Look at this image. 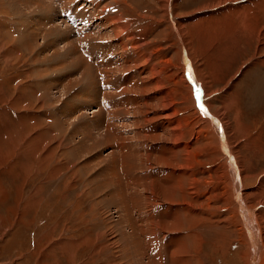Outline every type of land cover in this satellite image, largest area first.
Here are the masks:
<instances>
[{
	"label": "rangeland",
	"instance_id": "1",
	"mask_svg": "<svg viewBox=\"0 0 264 264\" xmlns=\"http://www.w3.org/2000/svg\"><path fill=\"white\" fill-rule=\"evenodd\" d=\"M21 1L0 0V264H151L154 249L160 264H173L171 257L178 259L175 264H264V0H177L176 17L165 13L168 0H114V9L144 44L140 61L131 51L130 68L122 65L124 54L108 25L103 28L105 15L94 14L90 5L107 7L112 0L85 6L41 0V9L20 6ZM85 12L92 23L78 28ZM66 20L69 29L60 26ZM173 22H182L188 47ZM83 29L89 38L114 44L109 52L101 47L93 52H102L105 62L122 66L119 75L130 77L125 82L111 75L114 80L105 83L115 108L96 102L95 85L91 96L84 95L91 82H83L82 69L74 65L75 49L86 63H98L79 45ZM185 49L197 66L195 84L187 79L194 73ZM151 67L161 74L162 95ZM100 78L96 72L95 81ZM99 108L104 122L114 123L134 144L125 148L124 166L114 156L122 155L120 143L114 138L106 143L102 134H109L108 126L95 124L92 112ZM143 115L153 122L145 125ZM215 123L229 134L235 166L242 171L241 204L233 198L228 166L233 161L220 148ZM137 129L148 131L145 140L135 137ZM152 136L160 140L155 148ZM167 169L182 180L174 195L161 190L167 185L154 177ZM144 218L159 221V227L168 220L169 229L152 234Z\"/></svg>",
	"mask_w": 264,
	"mask_h": 264
},
{
	"label": "bare ground",
	"instance_id": "2",
	"mask_svg": "<svg viewBox=\"0 0 264 264\" xmlns=\"http://www.w3.org/2000/svg\"><path fill=\"white\" fill-rule=\"evenodd\" d=\"M71 1V0H70ZM49 3H50V1H48ZM68 2V1H67ZM19 3V2H18ZM45 3V2H44ZM46 3H47V1H46ZM116 1H114V0H112L111 1V3L110 4H107L108 6L106 7V5L105 6H102V5H100L99 3H97V4H93V3H91L90 5H93V13L94 14H97L98 16H101V15H105V17H106V20L105 21H103L102 22V25H103V28H104V25H108V29L107 30H109V33H112V35L114 36V43H115V45H117V46H121V48H120V52L122 53V55L124 54V57L122 58L123 59V62L124 63H122V65L124 66H127V67H131L132 65H133V63L135 64V60H133L132 58L133 57H131L130 56V54H131V51L133 52V51H136L135 52V54L136 55H134V57L135 56H139V58L138 57H136V60H138V61H140V56H141V51H142V49H144V44H143V42L136 36V34H134L132 31H131V25H130V23L127 21V20H125L124 18H123V15L120 13L119 14V12L117 11L118 9H114V7H115V5H116ZM176 3H177V0H168V3L166 4V7H165V9H166V14L168 15L169 13H171L170 15L171 16H173V17H176V13H175V10L177 9V5H176ZM20 6H27V7H29V6H37V7H39L40 9L41 8H43V5H42V3H41V0H22L20 3ZM18 4V5H19ZM59 4V3H58ZM57 4V5H58ZM45 5V4H44ZM48 5V4H47ZM59 5H63V4H59ZM77 5V4H76ZM89 5V4H88ZM23 6V7H24ZM66 6V5H65ZM49 8V7H48ZM38 9V8H37ZM68 9V8H67ZM89 9V8H88ZM91 9V8H90ZM28 10V9H27ZM45 10V9H44ZM92 10V9H91ZM46 11H47V8H46ZM59 11V10H58ZM77 11V10H76ZM76 11H74L73 13L75 14V13H77ZM116 11L118 12V13H116ZM18 12V11H17ZM28 12V11H27ZM34 12H35V10H34ZM38 12H39V10H38ZM243 12V11H242ZM42 13H44V11H42ZM41 13V14H42ZM46 13V12H45ZM44 13V14H45ZM36 14H37V11H36ZM59 14H60V12H59ZM76 15H78V14H76ZM112 15V16H111ZM83 16L84 17H90V14H88V13H83ZM111 16V17H110ZM57 17V16H56ZM83 18V17H82ZM56 20V19H55ZM59 23H61L62 25H60V26H62V27H66L68 24L70 25V23L66 20V22L65 21H60ZM173 24H174V26H175V28H176V31H177V34L179 33L180 34V38H181V42H183V44H185V46L186 47H188L189 46V43H190V41H189V39H186V38H184L185 36H183L182 35V33H181V31H180V26L182 25V22L180 23V22H177V23H174L173 22ZM68 25V26H69ZM50 26V25H49ZM54 26H55V24H54ZM183 26V25H182ZM70 28V26L67 28V29H69ZM83 28V27H82ZM85 28V27H84ZM106 28V27H105ZM49 29V28H48ZM50 29H52V28H50ZM54 29V28H53ZM66 29V30H67ZM181 29H183V28H181ZM60 30H62V29H60ZM103 30V29H102ZM54 31V30H53ZM55 32H58V31H55ZM61 32V31H60ZM95 32V31H94ZM100 32H101V30H100ZM102 32H104V31H102ZM51 34H53L54 32H50ZM62 35H63V33H61ZM96 34V33H95ZM184 34V33H183ZM64 35H68V33H64ZM111 35V36H112ZM58 36V35H57ZM105 36V35H104ZM110 36V35H109ZM108 36V37H109ZM107 37V40H109V41H111V40H113L112 39V37ZM87 37L89 38V36L87 35ZM62 38V37H61ZM66 38V37H65ZM91 38H92V36H91ZM91 38H89V40L87 41V44H88V47H90L91 46V44H90V41L93 43V45H92V51L94 50V48H95V50L98 48V47H101V50L103 49L104 51L106 50V52H109V51H107V48H108V45H113L114 46V44L113 43H110V44H108L109 42H107L106 43V39H102V37H100V39L101 40H96V39H91ZM59 39V38H58ZM85 39H86V37H85ZM56 42V41H55ZM84 42V41H83ZM112 42V41H111ZM51 44H53V45H55V43H54V41H52L51 40ZM110 45V46H111ZM109 46V47H110ZM131 46V47H130ZM71 47V46H70ZM74 47V46H73ZM76 47V46H75ZM74 47V48H75ZM69 48V47H68ZM110 49V48H109ZM189 49V48H188ZM190 49H192V48H190ZM189 49V50H190ZM186 51H187V54L185 53V55H186V57H187V62H188V68L191 66V69L193 70V76L191 75V77L189 78L188 77V74H187V79L189 80V82H190V80L192 81L191 83H194L195 84V82H196V78L194 77V76H196V73H197V71H195L194 70V68H197V66L195 65V62H194V60L192 61L191 59V61H192V63H190L189 62V51L187 50V49H185ZM192 51H193V49H192ZM190 52V57L191 56H193V52ZM75 52H76V54H78V55H76V57L75 58H77V59H74L75 60V62H74V65L75 66H79L81 69H82V75H83V82H91V83H89V90H86L85 92H84V95L86 94L87 96H91L90 95V89L95 85V88L93 89L92 88V90L94 91V98H95V100H96V102L98 101V102H100L101 100H103V101H108V105L111 107V108H113L114 106L112 105V103H113V101L115 100L116 101V98H114L113 96L114 95H112V96H109L108 97V95H110V94H112L111 93V91H109V90H105L104 89V87L106 88V82H107V84H108V82H112L115 78L116 79H123L125 82H128L129 81V79H130V77H129V75L128 74H126V72L125 73H121L120 75L118 74V69H119V67H115V66H112L113 64H112V62L110 61V62H105L103 59H100V58H98V59H100V61H103V62H100L101 64L99 65V61H95V63H98V64H96V65H98L97 67H96V69H95V66L93 65V64H88V63H86L84 60H82L81 59V55L79 54V51H77L76 49H75ZM95 52V51H94ZM105 52V53H106ZM114 52V51H113ZM144 52V51H143ZM102 53V52H101ZM151 54H153V53H151ZM78 56V57H77ZM103 56V55H102ZM114 56V55H113ZM150 56V55H149ZM106 57H107V55H106ZM108 59H110V57L108 56L107 57ZM144 58V57H143ZM147 58H149V57H147ZM141 59H142V57H141ZM151 59H152V57H151ZM73 60V61H74ZM120 60V59H119ZM92 61V60H91ZM118 61V60H117ZM145 61H147L146 59H145ZM152 61V60H151ZM150 61V62H151ZM144 62V61H143ZM148 63H150L149 62V60L147 61ZM147 62H144V64H146ZM141 63V62H140ZM116 64V63H115ZM143 64V65H144ZM141 66H142V64H140ZM148 65H150V64H148ZM145 66V65H144ZM152 66V65H151ZM111 67V68H110ZM122 67V66H121ZM120 67V68H121ZM157 67V66H156ZM124 68V67H123ZM123 68L122 69H120L121 71L123 70ZM152 68V67H151ZM157 69V68H156ZM155 68H152L151 70H152V73L151 72H149V73H151L152 75H153V81L156 83V85L155 84H151V85H155V86H158V90H159V92H160V94L162 95V94H164L165 93V91H164V89L162 88V80H161V78H160V75H159V73H158V71L156 70ZM119 70V71H120ZM133 70V69H132ZM135 70V69H134ZM120 71V72H121ZM130 71H131V69H130ZM141 71V70H140ZM160 71V70H159ZM96 72L97 73H99L100 74V77H102V78H100V79H98L97 81H95V77H96ZM118 74V75H117ZM138 74H141V73H138ZM151 74H149L150 76H151ZM114 77V79L113 80H111L110 78L112 77V76ZM140 78H141V76H139ZM147 77H148V75H147ZM195 78V79H194ZM133 79V78H132ZM144 79H146L145 77H144ZM148 79H150L151 80V78H149L148 77ZM118 81V80H117ZM148 81V80H147ZM103 83V85L104 86H102L101 85V83ZM130 83V82H129ZM145 83V82H144ZM109 85V84H108ZM132 85V84H131ZM131 85H129V86H131ZM204 85V84H203ZM118 86H120V85H118ZM128 86V85H127ZM126 86V88H125V90L128 92V90H127V87ZM139 86V85H138ZM137 86V87H138ZM155 86H151V89H152V87L154 88ZM165 86V85H164ZM163 86V87H164ZM103 89H102V88ZM121 87V86H120ZM132 88H133V85H132ZM157 88V87H156ZM123 89V88H122ZM122 89H121V91H122ZM150 89V90H151ZM115 90V89H114ZM124 90V89H123ZM134 90V89H133ZM137 90V89H136ZM92 91V92H93ZM119 91H120V89H119ZM144 91V90H143ZM157 91V90H156ZM115 92V91H114ZM136 92H141V91H136ZM152 92H154V91H152ZM202 92H203V95L205 96V95H208V93H206L203 89H202ZM118 93H120V92H118ZM145 93V92H144ZM121 94H122V92H121ZM141 93H139V95H140ZM124 95V94H123ZM129 95V94H128ZM133 95H134V93H133ZM144 95V94H143ZM146 95V94H145ZM194 95V94H193ZM116 96V95H115ZM120 96V95H119ZM126 96V95H125ZM136 96H137V94H136ZM98 97V98H97ZM141 97V96H140ZM143 97V96H142ZM92 98V97H91ZM99 98H101L100 100H99ZM103 98V99H102ZM124 98V97H123ZM138 99V98H137ZM204 99V98H203ZM201 100V101H200ZM131 101V100H130ZM142 101V100H141ZM158 101H159V99H158ZM161 101V100H160ZM199 101H200V104H201V106L203 107L204 105H203V101H202V96H201V98H199ZM127 102V101H126ZM156 102V101H155ZM140 103V102H139ZM151 103V102H150ZM131 104V103H130ZM133 104V103H132ZM131 104V105H132ZM144 104V103H143ZM149 104V103H148ZM156 104V103H155ZM123 105V104H122ZM138 105H140V104H138ZM147 105V104H146ZM150 105V104H149ZM198 105V104H197ZM141 106V105H140ZM152 106V105H151ZM150 106V107H151ZM144 107V106H143ZM155 107V106H154ZM115 108V107H114ZM127 108H128V106H127ZM133 108V107H132ZM134 108H137V106L136 107H134ZM140 108V107H139ZM139 108H137V109H139ZM129 109H131V108H129ZM136 109V110H137ZM152 109V108H151ZM157 108H155V110H156ZM160 109V108H159ZM121 110V109H120ZM122 110H123V108H122ZM135 110V111H136ZM139 110H141L142 111V109H139ZM138 110V111H139ZM153 110V109H152ZM154 110V111H155ZM162 110V109H161ZM119 111V110H118ZM129 111V110H128ZM132 111H134V109H132ZM143 111H146V113L148 112V110H143ZM165 111V110H164ZM127 111H125V113H126ZM129 112H131V111H129ZM140 112V111H139ZM139 112H137V113H139ZM151 112V111H150ZM153 112V111H152ZM158 112V111H157ZM134 113V112H133ZM145 113V114H146ZM92 114H96V123L95 124H104L105 126L107 125L108 127V130L110 131L109 132V134H108V132L106 133V134H102L103 136H104V141L106 142V143H109L110 142V139L111 138H114L115 140H117L119 143H120V146H121V148H122V150H121V152H122V155H118V154H114V156H115V160L118 158V161H119V159H121V161H120V166H124L125 165V163L123 162L124 161V158L125 157H127L128 156V154H126V153H124L125 152V148H128L130 145H132L130 142H128L127 140H125V137L122 135V134H124V133H122V132H116V130L115 129H117L116 127H115V124L114 123H110V122H104V119H103V113H102V109H97L96 111H93L92 112ZM144 114V115H145ZM148 114H149V112H148ZM137 115V114H136ZM140 115V114H139ZM142 116L141 118H143V122H145L144 124L146 125V123L147 122H153V120H149L148 119V117H145V116ZM174 115H176V114H174ZM147 116V115H146ZM165 116V115H164ZM159 118L158 119H160V116H158ZM200 117L202 118V120L204 121V122H209V121H207V120H205V118H204V116L202 115V114H200ZM139 118V117H138ZM169 118V117H168ZM171 119V118H170ZM137 121H140V119L139 120H137ZM171 121V120H170ZM213 121H216V120H213ZM222 121V123H223V127H224V129H225V125H224V122H223V120H221ZM156 122V121H155ZM168 122V121H167ZM125 123V122H124ZM141 123V122H140ZM216 123H217V121H216ZM215 123V127L212 129V131H213V133L215 134V136H216V139L217 140H219L220 141V148H221V150H222V148H223V151L227 154V158L229 157L230 158V160H229V162L230 161H233V164H230V165H228L229 167H230V170H229V174L231 175L232 174V180L234 181V188L233 189H231L232 190V192H233V198L234 199H237L238 201H239V203L241 204V202H244L245 200H244V198H242V195L240 194V190H241V187L242 186H244V183H243V175H242V171H241V169H240V167H236L235 166V155H234V152L232 151V148L231 147H229V142H228V137H229V134L226 132V131H224L223 129H222V127H221V125L218 123V124H216ZM149 123H147V125H148ZM125 125V124H124ZM139 125H141V124H139ZM167 125V124H166ZM118 126V125H117ZM120 126H122V124L120 125ZM155 126H156V123H155ZM141 127V126H140ZM105 128V127H104ZM143 129V128H142ZM170 129V128H169ZM122 130V129H121ZM121 130H117V131H121ZM163 131V130H162ZM137 134H136V132H134V134H136L135 135V137L136 138H138V139H140L141 137L143 138V140H145L146 139V136L148 135V131H146L145 129L144 130H140V129H137ZM122 133V134H121ZM152 134H153V132H151ZM156 133V132H155ZM133 134V135H134ZM148 138V137H147ZM157 137H155V136H152V138H151V140H152V144H153V147L155 148L156 146H159V145H157V144H159V141L160 140H157L156 139ZM165 138V137H164ZM135 139V138H134ZM149 139V138H148ZM157 140V141H156ZM161 140H163V138H161ZM126 141H127V143H126ZM147 141V140H146ZM162 142H164V141H162ZM146 143V142H145ZM149 143V142H148ZM148 143H146V144H148ZM134 145V144H133ZM132 145V146H133ZM145 145V144H144ZM131 146V147H132ZM140 148H141V144L140 145H138ZM146 146H144V148H145ZM150 147V146H149ZM143 148V149H144ZM147 148V147H146ZM146 148H145V150H146ZM142 149V150H143ZM162 149V148H161ZM127 150V149H126ZM128 150H130V149H128ZM158 150V149H157ZM166 150V149H165ZM129 152V151H128ZM131 152V151H130ZM150 152V151H149ZM111 153H114V151H112ZM124 153V154H123ZM154 154V153H153ZM152 154V155H153ZM160 154H162L161 152H160ZM143 155V154H142ZM141 154H140V156H142ZM146 155H147V153H146ZM145 155V156H146ZM156 155L157 154H155L154 155V157L155 158H157L158 157V155H157V157H156ZM132 156H135L134 154L132 155ZM137 156V155H136ZM139 156V157H140ZM148 156V155H147ZM143 157V156H142ZM148 157H150L151 158V160L153 161V158L149 155ZM147 157V158H148ZM144 158V157H143ZM167 158H169L168 156H167ZM132 159V158H131ZM144 159H146V158H144ZM159 159V158H158ZM162 159V158H161ZM148 160V159H147ZM163 160V159H162ZM133 161H135L134 159H133ZM146 161V160H145ZM154 162H156V161H154ZM158 162V161H157ZM228 162V163H229ZM131 163V162H130ZM144 163V162H143ZM165 163V162H164ZM155 164V163H154ZM168 164V163H167ZM239 164V163H238ZM160 165V164H159ZM142 166H144V165H142ZM163 166V165H162ZM159 167V166H158ZM152 169V168H151ZM153 170V169H152ZM168 171H166V174L164 175L163 174V176H159V175H157V176H155L154 175V177H158V178H161L162 179V184H166L167 186L166 187H162L161 188V190H165V191H168V192H171L172 193V195H174V185L176 184V182L177 181H182V180H178V178H175V177H173V175H175V173L176 172H174L173 174H170L171 173V171H170V169H167ZM158 172H156V174H160L161 175V170H157ZM152 171H150V173H151ZM179 174V173H178ZM184 174V173H183ZM183 174H181V176L183 175ZM180 175V174H179ZM188 175V174H187ZM177 176V175H176ZM191 177V176H190ZM189 177V175H188V178H190ZM236 177L238 178V179H236ZM180 179V178H179ZM184 179V178H183ZM128 180V182H132L130 179H127ZM142 180V179H141ZM193 180V181H192ZM137 181H139V180H137ZM190 181H192V184H194L195 182H196V179L194 178V179H191ZM139 182H141V181H139ZM148 181H145V182H143L144 184H148L147 183ZM183 182H184V180H183ZM132 183H134V182H132ZM154 183H158L157 181H150V184H154ZM233 186V185H232ZM175 187H177V186H175ZM178 187H179V185H178ZM178 187H177V191H178ZM181 187V186H180ZM177 191H176V193H177ZM167 192V193H168ZM159 191H157V194L159 195ZM165 195H167L166 193H164ZM192 194V193H191ZM176 195V194H175ZM193 195H195V193H193ZM168 197V196H167ZM121 204V203H120ZM238 205V204H237ZM123 206V205H122ZM242 208V207H241ZM248 210V209H247ZM121 211V210H120ZM131 211V210H130ZM248 211H250V210H248ZM123 212V211H122ZM131 213V212H130ZM143 214V213H142ZM173 214V213H172ZM177 214H179V213H176V214H174V216L172 217L173 219H171V221H170V223H172L173 225H175V224H177V221H176V219H177ZM242 215V214H241ZM241 217H244L246 220H247V216L246 215H243V216H241ZM150 218L151 219H153V214H152V216H150ZM131 219V218H130ZM148 219H146V218H144V220H143V223H145V225H144V227H145V229H147L148 230V232H152V234L155 232V230L156 229H159V228H168L169 229V225H167L168 223H167V221H165V223H163V226H161V227H159V223H157V222H155L154 220L153 221H147ZM253 221V220H252ZM251 220H250V223L252 222ZM159 222V221H158ZM162 222H164V221H162ZM171 224V225H172ZM214 224V223H213ZM254 224V223H253ZM172 226H170V228H171ZM174 228L175 229H177L175 226H174ZM255 228V227H254ZM142 231V233L144 234L146 231L144 230V229H142V228H140L139 229V231ZM144 230V231H143ZM160 230V229H159ZM256 230V229H255ZM158 232V231H157ZM251 232V231H250ZM257 232V231H256ZM130 233V232H129ZM140 233V232H139ZM258 233V232H257ZM157 235V234H156ZM148 236V235H147ZM259 238V237H258ZM131 239V238H130ZM148 239V238H147ZM146 240V239H145ZM144 240V241H145ZM174 240V239H173ZM155 241V240H154ZM170 241V240H169ZM175 241V240H174ZM148 243V244H147ZM141 244V243H140ZM262 244H263V242H262ZM261 244V245H262ZM143 245H145V246H148V247H150V248H153V245H154V243H152V242H144L143 243ZM148 249V248H147ZM175 249V250H174ZM172 251L170 250V253L171 254H175L176 253V249L177 248H174ZM261 249V248H260ZM131 250H133V249H131ZM149 250V249H148ZM155 250V249H154ZM178 252V251H177ZM261 254V253H260ZM134 255V254H133ZM156 255V257H160V255H159V253H156L155 254ZM130 256V255H129ZM154 256V255H153ZM172 258V263L173 264H175V260H177L178 261V259L176 258V257H171ZM158 260V259H157ZM158 262V261H157ZM157 262H156V258H154L153 257V263H151V264H157ZM179 263H180V261H179ZM178 263V264H179ZM180 264H182V263H180ZM257 264H260V261H258V263Z\"/></svg>",
	"mask_w": 264,
	"mask_h": 264
},
{
	"label": "crops",
	"instance_id": "3",
	"mask_svg": "<svg viewBox=\"0 0 264 264\" xmlns=\"http://www.w3.org/2000/svg\"><path fill=\"white\" fill-rule=\"evenodd\" d=\"M157 223H159V222L157 221ZM144 224H145V223H144ZM150 252H152V253L154 252L153 255L156 254V251H154V250H153V251H150ZM153 257H154V256H153ZM155 258H156V262L158 261L157 264H160V263H161V258H160V257H155ZM157 259H158V260H157Z\"/></svg>",
	"mask_w": 264,
	"mask_h": 264
},
{
	"label": "snow or ice",
	"instance_id": "4",
	"mask_svg": "<svg viewBox=\"0 0 264 264\" xmlns=\"http://www.w3.org/2000/svg\"><path fill=\"white\" fill-rule=\"evenodd\" d=\"M197 99H199V95L197 96ZM199 106V105H198ZM202 108V106H200Z\"/></svg>",
	"mask_w": 264,
	"mask_h": 264
},
{
	"label": "built area",
	"instance_id": "5",
	"mask_svg": "<svg viewBox=\"0 0 264 264\" xmlns=\"http://www.w3.org/2000/svg\"><path fill=\"white\" fill-rule=\"evenodd\" d=\"M101 59H102V57H101ZM113 62V61H112Z\"/></svg>",
	"mask_w": 264,
	"mask_h": 264
}]
</instances>
